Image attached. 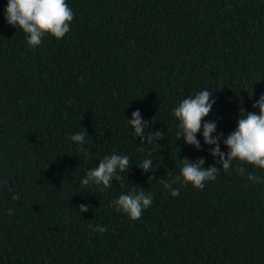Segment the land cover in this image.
I'll use <instances>...</instances> for the list:
<instances>
[{
  "label": "trees",
  "instance_id": "trees-1",
  "mask_svg": "<svg viewBox=\"0 0 264 264\" xmlns=\"http://www.w3.org/2000/svg\"><path fill=\"white\" fill-rule=\"evenodd\" d=\"M66 3L70 31L29 49L0 0V264H264V183L247 179L264 172L234 162L202 190L188 185L175 197L159 183L185 158L214 164L200 133V151L176 140L172 110L182 99L213 92L205 121L223 133L224 152L241 107L258 114L264 0ZM137 109L164 133L159 146L132 134L126 120ZM84 130L87 156L69 139ZM148 150L152 172L143 173ZM113 153L130 158L123 179L103 192L82 187ZM134 186L153 196L137 221L110 207ZM81 204L91 207L78 213Z\"/></svg>",
  "mask_w": 264,
  "mask_h": 264
},
{
  "label": "clouds",
  "instance_id": "clouds-1",
  "mask_svg": "<svg viewBox=\"0 0 264 264\" xmlns=\"http://www.w3.org/2000/svg\"><path fill=\"white\" fill-rule=\"evenodd\" d=\"M4 19L9 26L25 34L26 45L29 49H35L45 36L57 41L62 39L70 31L74 13L66 0H7ZM212 96L213 92L207 89L201 90L182 99L172 110V115L177 121L176 140L183 137L186 146L200 151L201 144L197 139V134L200 133L203 144L210 147L209 155L214 159V164L205 168L203 167L204 158H198L194 162L185 158L181 160L182 165L179 172L171 181L159 180L163 189L173 197L179 195L180 189L188 185H191L193 189L202 190L206 182L217 178L221 169L228 172L234 162L264 172V94L252 104L253 109H258V114L255 111L245 114V110L241 107L235 130L223 139L226 152L221 151L220 147L223 133L213 135L217 129L216 122L205 121L215 104ZM126 121L135 138H139L141 145L147 142V145L155 143L159 146L156 142L164 139L163 132L151 131L150 122L142 119L139 109L133 111L131 119ZM145 128L149 129L147 134H145ZM69 139L80 146L79 150L85 156L89 154L84 147L87 142L85 130L71 135ZM141 151L144 149L142 148ZM152 157L153 152L148 150L146 157L137 166L143 173L152 172ZM217 164L219 167L216 166ZM129 165L130 158L127 155L113 153L105 156L99 160L97 167L86 173L80 181L81 186H92L97 187L101 192L106 191L112 188L113 181L123 179L120 173L127 172ZM236 170L243 173L246 169L238 167ZM247 179L253 183H264V176L257 175L255 172H249ZM3 186L7 187V181L3 182ZM136 188L134 186L128 194H121L110 204V207L126 215L131 221L139 220L153 202V196L149 192L143 189L136 191ZM13 199H18V195ZM90 207V205L81 204L78 206V213L86 212ZM11 214L12 210L9 209V215ZM89 227L92 226L89 225ZM92 230L104 233L107 228L97 225Z\"/></svg>",
  "mask_w": 264,
  "mask_h": 264
}]
</instances>
